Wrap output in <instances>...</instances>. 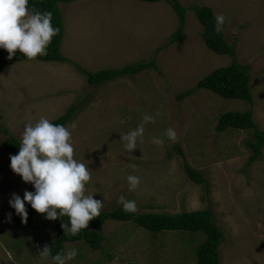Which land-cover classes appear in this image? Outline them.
<instances>
[{
  "label": "rangeland",
  "instance_id": "obj_1",
  "mask_svg": "<svg viewBox=\"0 0 264 264\" xmlns=\"http://www.w3.org/2000/svg\"><path fill=\"white\" fill-rule=\"evenodd\" d=\"M188 9L182 39L167 45L180 25L168 1L72 0L60 4L65 22L62 51L69 63L36 60L13 63L0 72V129L22 142L27 124L41 117L51 122L70 107L81 105L67 128L74 158L92 171L85 194L113 211L123 195L134 200L136 213L168 215L212 209L224 234L222 264H264V148L251 163L256 130L264 131V0H180ZM194 7H209L226 18L223 30L236 58L212 51L203 39V25ZM4 50V49H0ZM155 60L159 71L147 70L95 88L77 67L91 73ZM250 65L254 104L227 100L209 90H197L215 70L233 62ZM252 110L257 129L217 130L220 116ZM161 115L156 116V113ZM144 136L132 153L121 134L135 130L145 116ZM177 133L175 141L163 133ZM154 137L163 138L155 145ZM7 136L0 132V264H52L40 255L50 247L58 219L43 218L20 227L12 220L13 194L23 199L34 186L10 168ZM203 173L196 184L185 164ZM128 175L141 180L129 191ZM11 213L9 219L8 214ZM102 250L85 242L68 243L78 255L68 264H197L203 232H164L158 236L133 222L108 221Z\"/></svg>",
  "mask_w": 264,
  "mask_h": 264
},
{
  "label": "trees",
  "instance_id": "obj_2",
  "mask_svg": "<svg viewBox=\"0 0 264 264\" xmlns=\"http://www.w3.org/2000/svg\"><path fill=\"white\" fill-rule=\"evenodd\" d=\"M72 0H29V9H36L40 12L52 13V25L60 29L59 34L53 37L51 43L47 47L46 56H38L36 61L40 62H58L69 63L65 57L62 47L65 40V22L63 19L60 4L70 3ZM146 3H160L168 1L179 17L180 25L177 31L172 35L167 45L171 46L179 42L183 35L187 19L188 9L180 2V0H140ZM197 17L203 25V39L209 49L221 56H230L236 58L237 47L229 44L225 38L224 30L220 33L215 31V13L209 7H194ZM8 52L0 50V72L10 64L31 61L27 59L19 51L11 60L8 59ZM85 76L89 85L95 88H101L108 83L115 82L119 79L136 76L147 70L159 71L155 60L151 62H140L119 69H105L96 73H91L77 67ZM252 73L250 65H243L233 62L230 66L219 68L201 80L197 86L188 93L178 97L183 101L191 96L197 90H209L227 100H242L253 105L254 99L251 89ZM81 105L70 107L68 112L53 121L54 124L64 125L68 127L72 125L76 114L80 111ZM253 111L246 112L232 111L224 113L220 116L217 130L220 134L225 133L229 129L248 130L257 129L254 122ZM0 132L7 136L4 146L9 152H19L21 141L17 140L10 134L7 129H0ZM255 142H251L250 146L255 151V155L251 159V163L259 160L264 148V131L256 130ZM185 171L188 177L196 184H206L203 173L192 168L189 164H185ZM33 189L31 192H34ZM28 212V222L35 223L45 218L44 214L37 213L31 208L30 204H25ZM24 226L21 217L16 213L12 217ZM108 221L116 222H133L140 228L152 233L155 236L164 232H203L207 239L197 250V264H222L220 258V248L223 244L224 234L214 221V212L212 209L203 211L184 212L181 214L168 215L161 213H130L125 212L123 207H117L113 211H101L96 219L89 222L88 229H83L78 235H65L62 228L63 223L68 222V217L58 218V230L54 242L51 244V253L54 256L57 253L66 252L68 243H87L93 251L102 250L106 241L103 229ZM51 257V256H50ZM53 264V263H52Z\"/></svg>",
  "mask_w": 264,
  "mask_h": 264
},
{
  "label": "clouds",
  "instance_id": "obj_3",
  "mask_svg": "<svg viewBox=\"0 0 264 264\" xmlns=\"http://www.w3.org/2000/svg\"><path fill=\"white\" fill-rule=\"evenodd\" d=\"M29 0H0V49L8 52V59L19 51L27 59L47 55V47L60 29L52 25V13L29 9ZM225 16H215V31L220 33L225 24ZM161 113H156V116ZM156 116H145L135 129L121 134L125 149L133 152L138 140L144 136V125L155 123ZM167 139L175 141L176 131L169 127L163 133ZM155 145H163L164 139L154 137ZM11 170L22 177L25 183L34 186L35 191H25L23 199L13 194L9 205L27 223L28 212L25 204L47 220H56L67 216L68 222L62 224L65 235L75 236L81 230L88 229L89 222L100 216L104 202L93 198L94 194H85L86 185L91 180L92 171L88 165L74 158L71 132L67 127L54 124L41 117L33 126H25L19 152L10 156ZM129 191H135L141 180L138 176L128 175ZM125 212L135 213L137 205L121 195L117 201ZM9 219L11 213L8 214ZM43 257L51 256L53 264H68L73 261L78 250L51 253V247L45 246L40 253Z\"/></svg>",
  "mask_w": 264,
  "mask_h": 264
}]
</instances>
